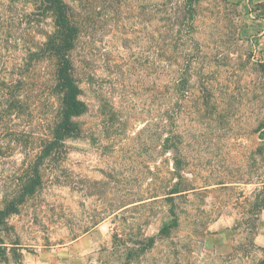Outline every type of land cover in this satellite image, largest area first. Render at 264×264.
<instances>
[{
    "label": "rangeland",
    "instance_id": "rangeland-1",
    "mask_svg": "<svg viewBox=\"0 0 264 264\" xmlns=\"http://www.w3.org/2000/svg\"><path fill=\"white\" fill-rule=\"evenodd\" d=\"M67 1L81 21L69 56L86 111L0 227V264H124L150 236L128 264L264 260L263 3L198 0L191 14L185 0H89L84 12ZM34 26L33 42L53 30L49 16ZM11 46L7 70L23 56ZM51 69L36 67L46 86ZM57 106L44 95L35 122L46 126ZM23 159L0 139V208ZM179 180V226L160 235Z\"/></svg>",
    "mask_w": 264,
    "mask_h": 264
},
{
    "label": "trees",
    "instance_id": "trees-1",
    "mask_svg": "<svg viewBox=\"0 0 264 264\" xmlns=\"http://www.w3.org/2000/svg\"><path fill=\"white\" fill-rule=\"evenodd\" d=\"M74 1L83 12L90 3L89 0ZM196 2L198 0H185L187 12L193 14ZM23 3L25 7L19 10V5ZM30 5L31 10H26ZM46 16L52 19L53 30L45 35L43 42H33L32 33L36 30L34 24ZM78 19L77 12H74L67 0H0V139L5 149L18 147L24 157L20 171L11 181L13 188L10 185L4 190L5 195L8 191L12 194L5 196L6 202L0 208V227L7 216L18 212L19 205L35 194L42 183L40 166L47 157L61 149L66 138L76 134L74 118L86 111L69 56L80 31L81 21ZM13 40H18L22 45L23 56L20 62L13 64L12 70H7L1 49L8 52ZM44 59L52 65L50 74L53 80L49 86L38 80L36 72L38 63ZM38 83L41 85L39 88ZM48 89L58 98V106L53 119L42 126L43 122H35L39 111L36 104L50 93ZM12 118L18 121L14 125H22L23 128L16 130L9 127L8 122ZM40 127H43L44 136L37 138ZM184 191L179 180L168 189L165 199L172 206L174 195H181ZM263 208L264 204L260 206V209ZM169 214L171 220L160 227V235H166L179 226V218L173 206ZM137 239L135 246L138 250L125 248L124 264L131 262L135 253H143L154 242L153 236L143 241ZM258 264H264V260Z\"/></svg>",
    "mask_w": 264,
    "mask_h": 264
},
{
    "label": "crops",
    "instance_id": "crops-1",
    "mask_svg": "<svg viewBox=\"0 0 264 264\" xmlns=\"http://www.w3.org/2000/svg\"><path fill=\"white\" fill-rule=\"evenodd\" d=\"M262 3H263V5H264V0H260Z\"/></svg>",
    "mask_w": 264,
    "mask_h": 264
}]
</instances>
